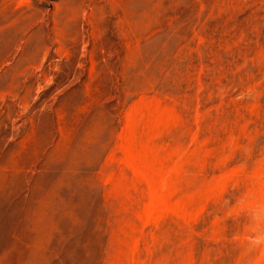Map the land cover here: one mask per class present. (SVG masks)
<instances>
[{"label":"rangeland","instance_id":"rangeland-1","mask_svg":"<svg viewBox=\"0 0 264 264\" xmlns=\"http://www.w3.org/2000/svg\"><path fill=\"white\" fill-rule=\"evenodd\" d=\"M259 236L264 0H0V264H264Z\"/></svg>","mask_w":264,"mask_h":264},{"label":"clouds","instance_id":"clouds-1","mask_svg":"<svg viewBox=\"0 0 264 264\" xmlns=\"http://www.w3.org/2000/svg\"><path fill=\"white\" fill-rule=\"evenodd\" d=\"M253 242L257 244H264V236L254 237Z\"/></svg>","mask_w":264,"mask_h":264},{"label":"bare ground","instance_id":"bare-ground-1","mask_svg":"<svg viewBox=\"0 0 264 264\" xmlns=\"http://www.w3.org/2000/svg\"><path fill=\"white\" fill-rule=\"evenodd\" d=\"M163 200V199H162ZM160 202V196L158 193H153V204H158Z\"/></svg>","mask_w":264,"mask_h":264}]
</instances>
